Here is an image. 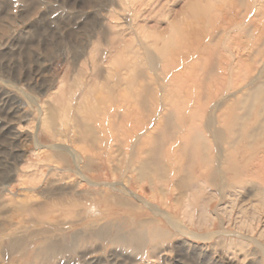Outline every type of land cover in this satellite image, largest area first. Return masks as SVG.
<instances>
[{
  "label": "rangeland",
  "instance_id": "obj_1",
  "mask_svg": "<svg viewBox=\"0 0 264 264\" xmlns=\"http://www.w3.org/2000/svg\"><path fill=\"white\" fill-rule=\"evenodd\" d=\"M262 68L264 0H0V264H264Z\"/></svg>",
  "mask_w": 264,
  "mask_h": 264
},
{
  "label": "bare ground",
  "instance_id": "obj_2",
  "mask_svg": "<svg viewBox=\"0 0 264 264\" xmlns=\"http://www.w3.org/2000/svg\"><path fill=\"white\" fill-rule=\"evenodd\" d=\"M254 52L255 51H253V53ZM247 84L248 88L241 98L234 97V95L230 94L228 96L229 98H225L229 100V103L226 104V111H221L222 113H220L217 118H213V116L209 117L206 124L207 127H209V125H212L214 122H221L225 127L224 137L227 136L229 138L230 147L239 154L243 153L249 146L252 147L260 141H264V68L258 71L257 76ZM171 120H173V115H169L165 121L167 124H170ZM250 126H252L251 129H249ZM193 137L196 140H200V149L203 152V154L200 152L202 155L200 156L199 162L207 165L210 162V158L205 154L208 149V144L203 136V132L196 130L195 133H193ZM224 137L223 135L221 137L219 131L212 133V138L215 141H221V138L223 139ZM155 151L154 148H151L149 152L150 155L148 154L149 156L147 159L140 162L139 166L135 168L139 172L140 177H144L146 170L158 163V159L154 155ZM226 160V170L230 174L229 182L227 183L229 184L236 175L242 171V164L238 162L234 155L226 158ZM260 167L262 170L260 168L259 170L264 173V166ZM218 168L216 164V169ZM212 170L208 175L213 173ZM218 173L219 170H216L213 177H216L215 175L219 176ZM220 177L221 175L219 178ZM220 181H222V179Z\"/></svg>",
  "mask_w": 264,
  "mask_h": 264
}]
</instances>
